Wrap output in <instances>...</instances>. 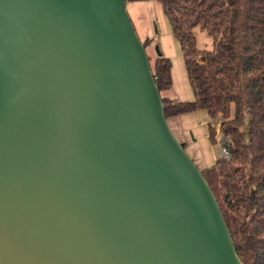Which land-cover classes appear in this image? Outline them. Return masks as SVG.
Wrapping results in <instances>:
<instances>
[{
    "label": "water",
    "instance_id": "water-1",
    "mask_svg": "<svg viewBox=\"0 0 264 264\" xmlns=\"http://www.w3.org/2000/svg\"><path fill=\"white\" fill-rule=\"evenodd\" d=\"M0 264H246L125 0H0Z\"/></svg>",
    "mask_w": 264,
    "mask_h": 264
},
{
    "label": "trees",
    "instance_id": "trees-1",
    "mask_svg": "<svg viewBox=\"0 0 264 264\" xmlns=\"http://www.w3.org/2000/svg\"><path fill=\"white\" fill-rule=\"evenodd\" d=\"M139 1L147 0L125 3ZM155 1L179 43L193 92V100L184 102L163 96L172 83L170 60L149 58L165 117L202 110L219 120L228 159L200 171L239 258L264 264V0ZM196 28L212 37L211 51L196 47ZM215 134L208 124L210 141Z\"/></svg>",
    "mask_w": 264,
    "mask_h": 264
},
{
    "label": "rangeland",
    "instance_id": "rangeland-1",
    "mask_svg": "<svg viewBox=\"0 0 264 264\" xmlns=\"http://www.w3.org/2000/svg\"><path fill=\"white\" fill-rule=\"evenodd\" d=\"M155 3V5H154ZM127 14L134 26V29L139 38L142 39L143 36H148V40H152L157 44V46L161 49L162 57H166L170 60L171 63V77L174 81V85L171 89V93L177 96H183L187 94V91L190 92V88L188 86L187 79L185 77V66H184V58L182 56L179 43L172 35L169 23L163 14L162 8L160 4L153 1V6L149 8L147 14L143 16L144 24L141 21H137L134 17L133 6H130V3H126ZM195 38H196V47L199 50L211 51L214 47L213 39L210 35H208L204 30L196 28L194 30ZM147 56L150 58L151 62L154 58L152 57L153 53L146 46L145 48ZM184 87V88H183ZM187 89V90H186ZM180 90L181 92H179ZM165 96V92L162 94ZM205 117L204 126L199 125L198 120H203L202 118L196 121V126L198 127L200 134L196 136L198 141L196 140L195 150L197 151V156L206 161V163L211 164L214 159H219L222 157V151L219 143L220 132L218 128V119H211L205 111H201ZM200 122V121H199ZM208 124L215 126L216 134H215V142L210 141L208 138ZM191 140L196 139V137H192L190 131H188ZM183 145V144H182ZM185 149V148H184ZM188 154V153H187ZM189 154H192L189 151ZM192 159V157H191ZM194 162V161H193ZM196 165V163H195Z\"/></svg>",
    "mask_w": 264,
    "mask_h": 264
},
{
    "label": "crops",
    "instance_id": "crops-1",
    "mask_svg": "<svg viewBox=\"0 0 264 264\" xmlns=\"http://www.w3.org/2000/svg\"><path fill=\"white\" fill-rule=\"evenodd\" d=\"M153 1L157 3V1H155V0L129 2L130 6H133V8H136V10H134L135 19L137 21L138 20L141 21V23L143 25H145L143 22L144 21L143 16H145V14H147V11L149 10V8H151L153 6ZM154 5H155V3H154ZM139 39L141 40V42L146 43V46L153 53L152 57H157L158 55H161V53H162L161 49L157 46V44H155V42H153V39L149 41L148 40L149 38L147 35L143 36L142 39L141 38H139ZM146 46H145V48H146ZM185 77L187 79L186 73H185ZM171 82H172L171 87L167 91H165V97L169 98L173 102H184V101L193 100V92H192V89L190 87L188 79H187V82H188L187 84H188L191 91L190 92L187 91V94H185L181 97L177 96L176 93L175 94L171 93L172 92L171 89L174 85V81H173L172 77H171ZM178 91L181 92L180 90H178ZM201 111L202 110H198V111L182 114L179 116L171 117L167 120L168 125H169L172 133L174 134L175 138L181 144L184 145L186 153H188V155L190 157H192V160L194 161V163H196V166L198 167L199 170H203L205 168H208L216 160V159H214L211 164H208V163H206L205 160H203L197 156V151L195 150V144L197 143L196 140L198 141V138L196 136V131L198 133L197 135L200 134V131H199L198 127L196 126V121L198 119L202 118L203 120L200 119L197 122L200 123L199 125H202V126H204V124H205V117L203 116L204 114ZM188 131H190L191 136L194 138L196 137V139L191 140L190 136L188 134ZM189 151H191L192 154H189Z\"/></svg>",
    "mask_w": 264,
    "mask_h": 264
},
{
    "label": "built area",
    "instance_id": "built-area-1",
    "mask_svg": "<svg viewBox=\"0 0 264 264\" xmlns=\"http://www.w3.org/2000/svg\"><path fill=\"white\" fill-rule=\"evenodd\" d=\"M219 143H220V147H221V151H222V158L228 159L229 153H228V150L225 146V139L221 134H220V138H219Z\"/></svg>",
    "mask_w": 264,
    "mask_h": 264
}]
</instances>
